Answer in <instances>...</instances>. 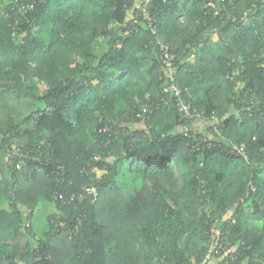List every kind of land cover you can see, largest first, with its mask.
<instances>
[{"label":"trees","instance_id":"obj_1","mask_svg":"<svg viewBox=\"0 0 264 264\" xmlns=\"http://www.w3.org/2000/svg\"><path fill=\"white\" fill-rule=\"evenodd\" d=\"M137 1L33 0L17 32L0 15V264H264V0H155L156 34ZM161 44L191 112L218 117L214 147H188L203 135L181 130ZM13 145L43 163L11 169ZM74 215L77 235L55 227Z\"/></svg>","mask_w":264,"mask_h":264},{"label":"built area","instance_id":"obj_2","mask_svg":"<svg viewBox=\"0 0 264 264\" xmlns=\"http://www.w3.org/2000/svg\"><path fill=\"white\" fill-rule=\"evenodd\" d=\"M33 0H0V15L3 19H5L8 22V26L12 28L14 32H17L22 21H24L25 17L27 16L29 11H32L35 9V2H32ZM210 1V0H209ZM228 5H234L236 0H222ZM155 0H138L136 9L133 12H130V19L134 18H142L148 26V29L152 31V33H157V15L153 12L152 6L154 5ZM208 7H211L215 10L216 5L214 6L211 2L209 3ZM217 13V12H216ZM249 15L248 12L245 13L244 21L246 20V17ZM161 51L164 55V66L167 70V77L170 78L172 81L170 85V90L174 94V97L178 99V109L179 114L182 121L187 122H193L198 119L202 118L201 113L197 112H191L190 104L187 103L183 98V92L180 90L178 83L175 78V70L176 66L173 64L174 57L170 56L168 54V50L165 46L161 44ZM143 115L149 114L151 112V108L148 105H143L141 108ZM217 122V125H215L213 128L211 126L209 127L210 130L208 134L203 135V137L199 136H190L189 139L191 140L189 144V148L192 151H203L207 148H212L215 146V142L213 140V137L216 136L219 139H222L223 136L221 125L218 122V117H213L212 122ZM211 124V121H209ZM212 125V124H211ZM44 144V143H41ZM5 150L2 153L6 154V163L8 167L11 169H21L24 166H27L31 161H35L37 163L42 164V159L40 154L41 146L38 147L36 150H28L24 151L23 149L17 147L16 145H13L12 147L5 146ZM0 154V158H1ZM63 171V170H62ZM58 187L63 186V184L66 182L65 180V174L59 175V177L56 179ZM86 192L93 195V202L97 200V197L99 195V192L97 188H85ZM73 196L69 202L66 204H73L76 201V198ZM64 198L63 194L55 190L52 194L53 201L57 202L59 200H62ZM83 201V196L79 198V203ZM63 204L62 206L66 205ZM77 206V204H76ZM74 218L77 221V225L75 227H72V224L68 221H62L59 218V223L56 221H53L55 223V227H60L63 230L71 229V236L77 235L81 227L84 223L83 218L80 215H74ZM57 223V224H56ZM30 226V221H27V227ZM222 251H225V247L220 242V237L218 232L216 231L215 227L211 229V236L209 240L208 245V254L206 256L205 262H209L213 255H218Z\"/></svg>","mask_w":264,"mask_h":264},{"label":"crops","instance_id":"obj_3","mask_svg":"<svg viewBox=\"0 0 264 264\" xmlns=\"http://www.w3.org/2000/svg\"><path fill=\"white\" fill-rule=\"evenodd\" d=\"M215 37H214V41L217 42L219 40V38H218V36H217V38H215ZM209 126H211L209 121L201 120V121L190 122L189 124L184 125V127H182L183 129L181 128V130H183V131H187L188 130V131H193V132H197V133H200V134L201 133L204 134V133H207L206 131H207V128H209ZM139 127H142V124L134 125L133 128L138 129ZM28 213L29 212L26 211L25 214L27 215ZM55 213H56V207H55L54 212L51 213L50 215H48V217H47V227H46V229H44L43 235H40L39 232L35 229V235L37 237V240H39L40 238L44 237V235H46V233L50 230V221L49 220ZM27 221L24 223L25 228L27 227ZM30 226H32V221H30Z\"/></svg>","mask_w":264,"mask_h":264},{"label":"rangeland","instance_id":"obj_4","mask_svg":"<svg viewBox=\"0 0 264 264\" xmlns=\"http://www.w3.org/2000/svg\"><path fill=\"white\" fill-rule=\"evenodd\" d=\"M215 38H217V36ZM97 48H99V46H97ZM177 173H179L178 170ZM261 176L264 177V173ZM54 210H55V206L53 202L44 201L41 203L39 210L36 213H34L31 219H29L30 221H32V226H33L32 229L34 233L36 229L40 235H43V231L47 227V217L48 215L53 213ZM20 264H24V263H20Z\"/></svg>","mask_w":264,"mask_h":264},{"label":"clouds","instance_id":"obj_5","mask_svg":"<svg viewBox=\"0 0 264 264\" xmlns=\"http://www.w3.org/2000/svg\"><path fill=\"white\" fill-rule=\"evenodd\" d=\"M201 120H203V121H207L206 119H204L203 117L201 118V119H198V120H196V121H201ZM194 122V121H193ZM210 127V126H209ZM209 130H210V128H207V133H204V134H202V135H205V134H208V132H209ZM200 134V133H199Z\"/></svg>","mask_w":264,"mask_h":264}]
</instances>
